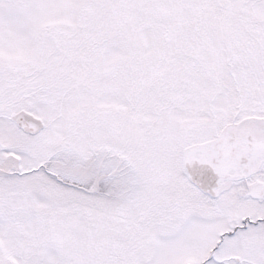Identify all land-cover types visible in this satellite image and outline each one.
Masks as SVG:
<instances>
[{
  "label": "snow or ice",
  "instance_id": "obj_1",
  "mask_svg": "<svg viewBox=\"0 0 264 264\" xmlns=\"http://www.w3.org/2000/svg\"><path fill=\"white\" fill-rule=\"evenodd\" d=\"M0 264H264V0H0Z\"/></svg>",
  "mask_w": 264,
  "mask_h": 264
}]
</instances>
